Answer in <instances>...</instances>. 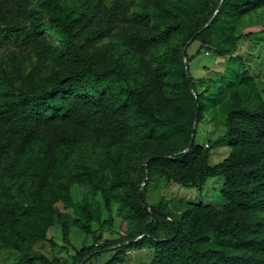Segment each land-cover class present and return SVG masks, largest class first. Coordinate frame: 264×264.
<instances>
[{"label": "trees", "instance_id": "1", "mask_svg": "<svg viewBox=\"0 0 264 264\" xmlns=\"http://www.w3.org/2000/svg\"><path fill=\"white\" fill-rule=\"evenodd\" d=\"M12 1L0 0V42L30 47L48 28L63 53L45 76L10 69L0 83V177L4 172L13 180L16 169H31L36 182L27 205L0 207V243L22 254L29 243L46 240L55 222L67 244L71 226L97 240L91 225L101 222L105 209L106 222L115 212L143 223L132 237L142 238L129 246L151 245L149 264H264V101L255 87L243 86L253 76L238 62L226 80L227 88L236 89L221 136L229 152L212 165L209 149L195 142L203 96L188 66L202 48L216 56L236 55L239 41L250 35L236 34L240 17L264 6V0H96L93 5L87 0H42L38 8L48 27ZM125 23L133 26L129 47L151 55L146 69L129 66L109 45L88 51L78 43L87 33L96 34L95 26L109 35ZM174 36L179 42L170 45ZM195 40L200 46L187 55L182 48ZM240 87L256 98L254 106L239 103L248 95ZM84 138L103 147L119 145L118 167L109 174L83 161L61 181L56 173L62 156ZM39 139L43 150H25ZM150 148L155 151L137 175L125 167L130 153ZM155 176L199 189L209 178H221L212 188L218 198L168 210L148 205L140 184L146 187ZM73 184L88 185L103 204L86 198L75 202ZM108 247H81L71 264H85V257ZM119 252L105 264H123Z\"/></svg>", "mask_w": 264, "mask_h": 264}, {"label": "rangeland", "instance_id": "2", "mask_svg": "<svg viewBox=\"0 0 264 264\" xmlns=\"http://www.w3.org/2000/svg\"><path fill=\"white\" fill-rule=\"evenodd\" d=\"M41 1L13 0L12 4L15 7L22 5L29 14H34L44 21L46 20L45 14L41 13L38 8ZM69 1L72 4L76 0ZM95 1L87 0L91 5ZM205 14L206 12L203 13V15ZM29 26L30 22H27V27ZM45 26L48 27L47 22ZM103 28V26H95L94 29L98 30L97 33H87L78 43L84 45L88 51L101 45H109L114 54L121 57L129 66L145 69L150 66L149 59L151 55L149 53L139 55L128 45V35L133 28L130 23H125L123 26L112 30L109 35H105ZM248 32H250V35L239 41L237 54L232 58L216 56L202 48L201 53L188 62L196 90L203 96L201 100V118L195 129V142L203 148L209 149V163L212 165L221 162L229 152V146L221 140V136L225 131V112L232 106L235 99L233 92L236 89L233 91V88L226 87L230 70H235L234 68L239 63L245 67L248 73L253 76V79L247 84L244 83L243 86H248V89L255 87L264 101V6L240 17L236 34ZM40 38L39 42H33L30 47H25L14 41L0 42V83L5 70L16 69L20 75L35 70L37 75L42 77L57 67V63L61 58L60 55L63 53L62 46L51 29L47 28L42 31ZM178 42L179 37L174 36L170 45ZM200 44V41L195 40L188 45L186 50L185 48L182 49L187 55H192ZM159 48L162 49L163 47L160 46ZM184 61H186L185 57ZM218 85L223 86L225 90H220ZM239 92L248 94L246 98L241 99L240 104L247 107L256 104V98L251 93L249 94L247 89L240 87ZM124 140L128 141V138L126 137ZM44 148L43 139H39L30 143L25 150L39 151ZM119 148V145L116 144L103 147L99 143H93L90 139L84 138L74 144L62 156L63 166L57 169V178L66 181L67 176L73 174L76 167L83 161H88L102 172L112 174V168L118 167ZM154 151L155 148H150L146 151L136 150L130 153L125 161V167L137 175L148 155ZM7 165L8 162L3 164V166ZM13 178L15 180H12L10 175H4V172L3 176L0 177V207L13 209L27 205L31 192L36 188L31 169H27L25 172L16 169ZM220 183L221 178H209L205 185L199 189L197 187H185L175 182H166L162 177L155 176L146 187L143 186L144 182H141L140 191L144 193L146 204H161L164 206V210H168L176 204L197 202L198 200H217L218 196L212 188L217 187ZM70 194L75 202H80L83 198H86L89 202L97 201L103 204L101 195L94 193L88 185L73 184ZM59 206L62 208V204H59ZM72 214L75 215L74 212ZM108 217L109 214L103 209L101 222H93L91 225L95 235L99 236L97 240L85 235L79 228L71 226L70 244H67L62 239L60 224L55 222L48 228L46 240L29 243L22 254L0 243V264H71L76 250L92 244L110 247L95 256H87L85 261H88L85 264H105L109 256L118 248L121 251L119 253L123 254V264H149L153 257L151 245L143 243L140 249L129 246L134 240L142 238L141 235H137L135 238L132 237L136 235L143 223L139 222V219H127L123 213L113 212L109 222H106L105 220ZM121 242L129 247L123 246ZM128 248L129 250H127ZM90 256L92 257L90 258Z\"/></svg>", "mask_w": 264, "mask_h": 264}, {"label": "water", "instance_id": "3", "mask_svg": "<svg viewBox=\"0 0 264 264\" xmlns=\"http://www.w3.org/2000/svg\"><path fill=\"white\" fill-rule=\"evenodd\" d=\"M86 258H87V257H85L84 260H85ZM82 263H83V261H82L80 264H82Z\"/></svg>", "mask_w": 264, "mask_h": 264}]
</instances>
